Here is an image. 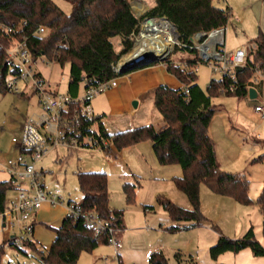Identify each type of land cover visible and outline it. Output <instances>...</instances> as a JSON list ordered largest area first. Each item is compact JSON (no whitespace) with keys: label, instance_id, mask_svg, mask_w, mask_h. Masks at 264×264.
I'll return each mask as SVG.
<instances>
[{"label":"trees","instance_id":"trees-1","mask_svg":"<svg viewBox=\"0 0 264 264\" xmlns=\"http://www.w3.org/2000/svg\"><path fill=\"white\" fill-rule=\"evenodd\" d=\"M70 13L61 10L53 0H0V92L8 91L5 80L9 73H16V66L6 60V50L15 41L25 39L33 62L49 60L63 66L69 64L67 94L78 95L84 88L119 76L115 70L119 57L128 52L140 19L131 9L132 0H69ZM143 17L168 19L176 28L178 40L190 44L189 38L198 32H209L225 27L231 17L230 7H219L214 0H154ZM18 31L7 33L2 26L16 27ZM39 25H44L46 35H37ZM119 38L120 50L115 49L113 38ZM255 48L247 52L244 67L236 72V82L229 77L211 78L205 89L197 83L193 67L202 62L198 51L189 47L176 50L191 54L183 67L171 59L165 62L167 71L181 83L179 88L159 85L154 90L155 107L162 116L160 125L147 124L109 134L100 119L84 120L81 131L92 134L94 141L86 148L119 151L142 141H151L153 151L161 165L179 164L182 175L174 177L175 187L182 192L189 207L175 204L157 196V202L167 212L172 225L167 231L175 232L199 226L203 222L200 211L201 184L212 192L233 198L240 203H251L248 196V179L243 173L223 171L219 168L215 144L208 134V127L215 112L212 99L219 95L244 97L248 93L247 83L254 77L256 66H264V37L254 39ZM230 84L236 89L229 91ZM187 89V91H185ZM93 126V127H92ZM92 127V129H90ZM107 141V144L103 142ZM110 144V145H109ZM78 186L81 205L87 212H94L108 220L118 230L124 228L123 210L109 204L107 174L101 171H78ZM136 182L122 183L127 204L135 201ZM15 188L10 179L0 180V212L8 207L6 193ZM262 214V236L264 240V182L256 199ZM146 209L147 207L144 206ZM56 236L46 252L39 254L45 264H77L81 252H90L100 244L107 243L106 235L95 238L81 219L65 216ZM24 246L36 249L31 240ZM249 247L254 255H264V245L256 240L252 228L239 238H229L219 233L217 242L209 249L212 257L225 251L238 252ZM21 251L25 252L20 248ZM3 245H0V253ZM181 253L174 254L176 264L190 263ZM148 264H171L163 251H152ZM196 264V262H194Z\"/></svg>","mask_w":264,"mask_h":264},{"label":"rangeland","instance_id":"rangeland-1","mask_svg":"<svg viewBox=\"0 0 264 264\" xmlns=\"http://www.w3.org/2000/svg\"><path fill=\"white\" fill-rule=\"evenodd\" d=\"M53 1L65 13H70L69 0ZM226 2L228 0H214V4L219 7H224ZM135 8L139 12L138 7ZM235 10L232 7L233 16L225 26L224 48L226 51H233L237 43L243 42V34L233 27L235 24L233 17L236 18ZM143 16L144 14L139 17L140 23ZM155 19L159 20V18ZM140 31L138 25V30L134 34L136 38L133 37V40L138 38ZM169 32L170 30L163 31L164 35H168ZM112 41L118 49V39L113 38ZM135 46L134 42L131 49L119 57L117 63L123 56L133 53ZM176 47H178L176 44L171 46L172 61L184 62L191 56L187 51L176 50ZM49 62V65H46L45 60L43 62L38 59L34 62L32 70L39 71L52 90L66 93L69 64L61 66L58 63ZM195 71L197 83L203 88H206L211 78H218V74L214 73L206 62H198ZM255 82L252 80V83ZM258 83L257 81L256 84ZM260 87L257 86V89L260 90ZM17 88L16 91L0 92V180L9 179L3 164L7 159L15 158L19 152L18 148L11 143V138L21 135V126L27 117H40L42 114L30 79L26 82L18 79ZM212 103L215 112L208 132L212 130L218 138L217 142L213 141L217 144L216 157L219 168L223 171L245 175L248 179L247 193L251 203L237 202L231 197L216 194L205 184H201L199 194L203 222L189 229L175 232L166 230L173 222L157 202L158 194L162 190H167L160 195L180 206L183 204L181 202L187 199L182 192L177 190L173 182L136 178L135 201L127 204L122 191V183L124 180L136 181L124 178V176L119 177V174L108 166L110 162L102 150L63 144L49 147L47 153L36 163L37 169L43 171L42 182L46 190L52 191L58 188L65 199L80 197L77 172H105L108 177V192L112 197L111 200L114 204L118 201V209L123 210L124 228L118 232L122 243L121 249L116 252L112 244H100L90 252H81L77 264H115L117 254L122 264H148L149 254L159 250L163 251L171 264H176L174 257L176 252L181 253L183 259L192 260L184 264H194V262L198 264H264V255H254L249 247L238 252L225 251L217 257H212L209 251L210 247L217 242L219 233L229 238H239L249 228L253 229L256 240L264 245L262 214L256 203L264 182V120L254 110L256 103L262 105L264 102L260 99V95L255 98H250L248 95L241 98L234 95H219L212 99ZM230 124L234 128H231ZM230 132L232 135H229ZM168 190L179 191L177 193L183 198L170 195ZM16 194L15 188L7 191V205L14 201ZM144 206L147 208L145 209ZM48 219L47 217L42 221L37 219V225L46 227L45 225H49ZM14 233L18 235L16 230H12L10 235ZM7 239L5 241L0 239V245H3L0 264H45L39 255L42 250L32 249L29 246L8 245Z\"/></svg>","mask_w":264,"mask_h":264},{"label":"built area","instance_id":"built-area-1","mask_svg":"<svg viewBox=\"0 0 264 264\" xmlns=\"http://www.w3.org/2000/svg\"><path fill=\"white\" fill-rule=\"evenodd\" d=\"M20 26L19 23L16 27L2 26V28L7 33H14ZM47 32L44 25H39L35 33L44 36ZM224 32L225 27L209 32H198L191 36L194 37L193 42L189 41L190 44H184L178 40L177 32L173 27L175 36L173 45L196 49L201 61L208 63L211 70L218 74V78L229 77L236 82V72L244 67L247 52L255 48V45H241L233 51H226ZM199 34L201 36H198ZM133 37L136 38L135 35ZM211 41L212 43L209 45L208 43ZM213 46H216L217 54L215 56L212 55ZM202 52H204L203 55ZM6 60L13 63L17 69L16 73L8 74L5 80L6 89L16 91L18 79H22L24 82L30 79L31 87L42 109L40 117H27L24 120L19 137L11 138V143L18 148L19 152L15 158H9L3 164L11 183L17 189V194L14 201L0 212V219L8 228H17L22 232L20 235L8 237L6 243L16 247L24 246V236L30 237L33 233L32 217L39 211L64 205L66 216L75 220L81 219L83 225L92 231L95 238L105 234L107 243L112 244L118 252L122 246L121 240L116 235L118 229L96 213L85 211L81 205V196L65 199L58 188L52 191L46 190L42 182L43 171L36 167V163L47 153L50 146L63 144L85 147L92 144L93 135L84 134L81 131L82 123L84 120H91L95 117L91 107L92 99L116 86L117 77L90 84L84 88L82 94L71 97L67 93L52 90L42 74L32 70L34 62L24 38L15 41L7 48ZM49 63V60H45L46 65ZM179 63L183 67L187 66L186 62ZM193 69H196V65ZM115 70L117 71V68ZM258 79L264 80V66H256L254 77L249 81ZM235 89L234 84H230L228 87L229 91ZM254 110L264 120V106L256 105ZM115 264H122L119 254L116 256Z\"/></svg>","mask_w":264,"mask_h":264},{"label":"crops","instance_id":"crops-1","mask_svg":"<svg viewBox=\"0 0 264 264\" xmlns=\"http://www.w3.org/2000/svg\"><path fill=\"white\" fill-rule=\"evenodd\" d=\"M228 2L232 7L236 9V18L234 19L233 17V23L235 24L232 25L233 27L239 29V32L243 34V42L237 43L234 48L241 45H255L254 39L257 38L258 35L261 34L264 37V0H228ZM228 2H226V5L224 7H230L232 17V7L228 4ZM153 4L154 0L131 1V6H133L135 12L140 15L145 14V12L151 6H153ZM135 7H143L142 12L139 13ZM116 38L119 41V38ZM116 50H120L119 43L118 49ZM118 66L119 63L117 67H115V69L118 68ZM257 81L259 82L258 84H256ZM249 82L246 85L247 89L249 87H253L257 93L256 97L260 95V99H262L264 102V80L258 79L255 83H252V80L250 83ZM159 85H166L171 88L181 87V83L177 80V78L167 71L165 63H147L142 66L129 69L123 73H119V76H117L116 86L110 88L104 93L96 95L92 99L91 107L93 109L94 116L100 119V122L102 123L104 129L109 134L147 124L160 125L162 123V116L155 107L154 103V90ZM257 86H261V89L258 90ZM200 87L202 89H205L202 86ZM83 91L84 84H81V86L79 87L78 95L82 94ZM134 101L136 102L135 105L133 104ZM256 105L261 104L256 103L254 107ZM261 106H264V104H262ZM230 127L234 128L233 126H231V124ZM208 134L212 138V140H214L215 142L218 141L216 134L214 135V132H212V130H209ZM229 135H232L231 132L229 133ZM104 144H107V141H105ZM102 151L106 153L107 160L110 162L108 166L113 168L115 170V173L119 174V177L124 176V178H130L133 180L139 178L142 180L149 179L154 181L173 182L172 179L174 177H179L183 173L179 164H159L153 151L152 143L149 140L139 142L134 146L126 147L119 151L115 150L112 146L109 147L108 150ZM215 152L217 154V144H215ZM166 191L167 190H162V192H160L158 196L165 193ZM168 191L169 193H171L170 195H174L176 198H183L180 197V195L177 193L179 191ZM111 199L112 197L111 195H109L110 206L118 208V201L114 204ZM180 200L182 201L183 199ZM181 203H183L181 204L182 206L189 207L187 199H185ZM65 216L66 208L64 205H57L47 211L37 212L32 217V221L34 224L33 233L30 237L24 236V241H26L27 239L33 241L35 243L36 249H40V251L42 250L45 253L46 250L49 249L52 241L56 236L55 229L60 227ZM45 217L49 218V225H45L46 227L37 225L36 220L39 219V221H42V219H44ZM12 230L18 231V235L22 234V232L17 228L10 229L5 226L0 219V239H4L5 241L8 236H12L10 235ZM120 231L121 230L117 231V237L120 236L118 234V232ZM13 235H16V233H14Z\"/></svg>","mask_w":264,"mask_h":264},{"label":"bare ground","instance_id":"bare-ground-1","mask_svg":"<svg viewBox=\"0 0 264 264\" xmlns=\"http://www.w3.org/2000/svg\"><path fill=\"white\" fill-rule=\"evenodd\" d=\"M138 9L140 12L143 10V7ZM165 30H170L168 35H164L163 31ZM174 40L173 26L168 21L163 19H153L150 23L144 21L139 36L135 39V51L129 55L123 56L121 61H119V65L123 62L132 60L135 55L144 48H150L153 53L158 56L166 53L170 51ZM211 43L212 41L208 44L210 45Z\"/></svg>","mask_w":264,"mask_h":264},{"label":"water","instance_id":"water-1","mask_svg":"<svg viewBox=\"0 0 264 264\" xmlns=\"http://www.w3.org/2000/svg\"><path fill=\"white\" fill-rule=\"evenodd\" d=\"M131 9L133 10V12L135 13V15L138 18L141 16L140 14L135 12V10L133 9V6H131ZM153 19H155V18L154 17H144L142 19V22L146 21L147 23H150L151 20H153ZM159 19H163L165 21H168L175 28V26L165 17H161ZM142 22L141 23L139 22V30L142 29ZM175 31H176V28H175ZM198 36H201V34H199ZM189 41L193 42L194 37H190ZM134 42H135V39L133 40V43ZM212 52H213L212 53L213 56H215L217 54L216 46H213ZM203 54H204V52H202V55ZM171 55H172V49H170V51L163 53V54L158 56V55H155L150 48H144L138 54H136L132 60L123 62L121 65H119L117 70L119 73H123L129 69H132V68H135L138 66H142V65L147 64V63H152V62L165 63L166 61L171 59ZM117 65H118V63L116 64V67H117ZM256 95H257L256 90L253 87H249L248 88V96L250 98H255ZM133 104L135 105L136 102L134 101Z\"/></svg>","mask_w":264,"mask_h":264}]
</instances>
